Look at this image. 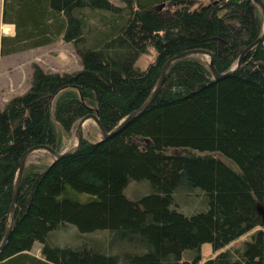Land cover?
Segmentation results:
<instances>
[{"label": "trees", "instance_id": "obj_1", "mask_svg": "<svg viewBox=\"0 0 264 264\" xmlns=\"http://www.w3.org/2000/svg\"><path fill=\"white\" fill-rule=\"evenodd\" d=\"M120 1L4 0L14 35L2 37L3 56L63 40L82 69L35 66L28 90L0 108V245L26 150L62 152L57 128L70 134L91 111L111 132L153 94L170 57L207 50L224 74L264 29L254 0ZM152 50L154 61L140 68ZM133 181L150 193L130 200ZM260 208L264 40L218 80L199 56L175 62L154 101L116 134L26 167L0 264H264ZM206 243L214 254L203 262Z\"/></svg>", "mask_w": 264, "mask_h": 264}, {"label": "rangeland", "instance_id": "obj_2", "mask_svg": "<svg viewBox=\"0 0 264 264\" xmlns=\"http://www.w3.org/2000/svg\"><path fill=\"white\" fill-rule=\"evenodd\" d=\"M117 6H122L120 0H110ZM166 6V5H165ZM4 8V0H0V108L4 106L14 96L23 94L28 90L32 81V73L35 66L41 67L46 72L54 73H71L82 69V64L77 55L72 43L60 40L48 46L37 49L26 50L14 53L8 56L1 54V39L4 36L14 35V28L3 23L2 14ZM155 53L142 56L137 62L138 66L145 69L151 62L154 61ZM207 63L209 57L200 56ZM59 137L61 139V150L68 151L75 148L78 144L77 129L68 134L63 129L57 128ZM84 135L89 140H99L101 138L100 131L94 119H89L84 128ZM53 160L51 154L45 150H38L32 153L26 161V167L31 165L36 167L48 164ZM25 167V168H26ZM150 193L148 183L131 182L126 189V196L130 200H138ZM82 193H73L80 202L90 200L89 195H80ZM247 237V236H246ZM233 242L228 248H235L241 246L243 240ZM225 248L224 250L228 249ZM41 245L36 244L32 253L40 256ZM214 254V250L210 243L202 246L201 258L205 262Z\"/></svg>", "mask_w": 264, "mask_h": 264}, {"label": "water", "instance_id": "obj_3", "mask_svg": "<svg viewBox=\"0 0 264 264\" xmlns=\"http://www.w3.org/2000/svg\"><path fill=\"white\" fill-rule=\"evenodd\" d=\"M254 2L259 7V9L261 10L262 15H263V19H264V2L262 0H254ZM263 40H264V29H263L262 35L242 52V54L240 55L236 65L230 71H228L224 74H220L217 72V70L215 68L214 57L210 51L203 50V49H193V50H188V51L179 53L178 55L172 56L163 65L161 72H160V75H159V78H158V81H157V84H156V87L154 89V92L149 97V99L139 109L133 111L126 118H124L111 132H107L105 130V128L103 127V125L101 123V120L99 118L98 113L91 111L90 113L83 116L77 125V130H76L77 133L76 134L78 137V144L75 148L68 150V151L57 152L55 149H53L49 145L39 144V145H35V146L29 148L28 150H26L22 154V156L19 160L18 171H17L15 186H14V191H13L12 203H11L10 212H9V216H8V220H7L5 236H4L3 241L0 245V252H2L5 245L7 244L9 236H10L12 228H13L15 215H16L17 201H18V196H19V191H20V186H21V180H22L23 173H24V170L26 167L27 158L32 153H34L35 151H38V150H45L51 154L54 161L59 160L65 156L77 153L82 148L83 143L85 141L84 128H85L86 122L89 119H94L96 121L97 127H98L100 134L102 136V140L107 139L110 136L116 134L125 125H127L128 123L133 121L139 115H141L149 107V105L154 101V99L157 97V95L161 91V88H162V86L166 80L169 69L175 62H177L181 59H184V58L192 57V56H199V57L200 56H207V57H209L208 64L210 66L211 72H212L213 76L215 77V79L218 80V79L224 78L226 76H229V75L233 74L234 72H236L237 70H239L241 68L247 54L251 51L252 48H254L256 45L260 44ZM259 211L262 214L263 219H264V210L260 208Z\"/></svg>", "mask_w": 264, "mask_h": 264}]
</instances>
